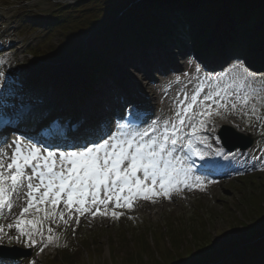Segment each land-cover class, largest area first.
<instances>
[{"label":"rangeland","instance_id":"374dc122","mask_svg":"<svg viewBox=\"0 0 264 264\" xmlns=\"http://www.w3.org/2000/svg\"><path fill=\"white\" fill-rule=\"evenodd\" d=\"M72 2V0H54L51 2L50 0H31L25 3L23 11L36 17L42 23L29 31H21L14 25L13 19L16 13L15 6L13 5L15 3L14 0H0V49H4L0 51V58L4 56L10 58V60L4 62L7 66L6 74H8L11 69V74L17 77L19 74V78L23 82L26 81L22 75L23 72L29 77L31 73L34 75L37 74L39 75L37 77L39 80L38 83L33 82L28 84L27 87H24L27 92L35 94L42 89L49 91V87H51V93L57 91V96L64 95L62 93H67L65 91L68 89L71 90L68 87V83L72 84L71 81H69L66 76L60 78L57 76L52 80L50 79L53 77L52 74L57 73L58 68H61L64 63L72 64L78 69V72L76 71V74L79 76V80L76 82L77 85H81L82 87L85 84H89V81L87 82L88 77L85 68L87 65L85 55L94 54L95 52L99 53V49H103L105 53L108 52L106 54V58L108 59L107 63L111 66H108V64L103 61L102 69H109L110 78L101 79L99 74H95L94 79L97 82H95L96 84H94L93 88H91L86 95L100 96L101 99H104L103 103L115 104L116 100L112 99L115 97L111 98L108 95H113L111 91L104 89L105 86L110 84L118 93L127 96L128 99H132V102L135 101L136 106L143 105L144 101L141 102V100L144 99L143 97L147 96L137 91V86L135 84L132 86L129 82L124 80L123 77L125 76L128 79H133L135 73L129 70L127 66L139 55L141 56L145 49L140 48L141 51L138 50L131 56L129 51L124 49L123 41H120L118 37H113L124 54L118 55L117 58L116 55H110L111 53L109 50L107 51L105 46L97 41L95 34L87 35L85 32L80 31L78 47L69 52L68 48L61 49L65 42L64 37L67 31L65 33L57 32L46 37L43 32H41L43 29V21L50 13H56L54 9L57 7V4L66 5V3ZM172 14L167 15L171 18L173 17ZM223 14L218 17L217 21H215V19L212 21L211 19L210 22H215V24L218 22L219 25L223 19ZM210 22L208 21L202 25L203 28L200 31L204 42L200 41L199 36H197V31H190V26H184L182 28L181 25H177V23L174 24L178 26L177 28H181L180 30L184 37L181 41L187 43L188 52L202 54L211 48L210 44H217L215 42L220 41V36H218L221 30L220 28L210 34L204 31V27L208 26ZM160 27L161 26L158 27L156 32H161ZM35 28L36 30L34 31ZM196 28L200 27L194 26V30ZM232 31H234V25ZM175 33L176 31L173 32V34ZM157 34L155 35L156 37ZM191 38L194 39L193 43H191ZM243 39L246 38L242 36L238 42L240 48L237 53L239 54V63L244 64L245 61H252V59H254L255 51H246L245 46H241V43H244L242 42ZM45 41L46 44L44 46L43 42ZM10 46H13V49H9L8 47ZM107 46L108 48H112L115 46V42H110ZM152 47L162 49L168 52L169 56H172L170 58L172 63L169 64L166 62V66H178L180 64V71L175 72L171 68L166 71V73L168 72L176 75V79L168 78L170 87L174 84H181V82L183 86H189V83H192L189 87L193 90L196 87V84L192 82L193 79H206L208 76L219 74L218 71L205 70L200 66L201 63H194L195 66L200 69L199 72L196 71L197 68L194 67V65L186 67L181 65L183 60L179 61L173 57L178 53L179 49L183 51L180 43H177L176 46L172 43H164L162 47L156 43L150 46V48ZM46 48L57 51L58 53H44ZM241 51L244 52L241 54ZM29 53H34L44 58L45 54L58 57V54L62 53L66 58L48 64L36 60L28 55ZM151 60L153 61V59ZM223 64L224 63H221L220 67ZM257 65H263V63H258ZM250 66L251 68L249 69H251V71H255L264 76V66L258 69L255 64H250ZM157 68L159 67L157 66ZM230 68L231 66L229 68L223 66L222 71H227ZM152 73L153 76H158L156 72ZM117 75L121 76L123 79L118 80ZM181 77L184 78L182 79ZM40 79H42V81ZM171 80H177V82H171ZM62 81L66 82L64 87L61 85ZM57 82L58 87L55 91L54 85L57 84ZM138 82L140 88L145 87L144 81L138 79ZM25 83H27V81ZM50 83L55 84L49 86ZM255 86L260 87V85ZM61 88H64L63 91ZM171 89L175 90V86ZM155 92L159 106L150 109V112L153 116L159 115L161 112L162 115H166L161 108L164 104L166 105L171 101L170 96H168L166 91L164 92L160 89H155ZM260 97L261 99L253 100L249 103L247 108L244 109V111L248 112V115H243L239 106L235 112L221 110L223 113L222 117L214 116L209 124L210 128H215L214 136L209 132L203 134L209 136V143L212 144V149L208 150L210 154L204 159L205 162L212 160L217 150L220 152L219 156H222L224 153L220 141L218 143L215 142L216 139H218L217 132L223 125L230 126L243 135L249 134L254 140L252 147L247 151L240 152L236 150L231 153L233 156L226 162L227 166L236 169L231 176L213 180L210 184L206 183V187L203 191L198 188H193L191 190L183 188L179 193H173L170 198H158L155 203L139 201L132 210L124 208L114 209L115 211L123 213L119 219H114L110 216L93 217L90 215L88 218H82L81 223H77L76 217L73 214L72 219H68V217L64 215L63 221H67V223H64L59 216V212H64L62 204L60 208H57L55 222H52L50 219L49 225H44V233L48 232L49 227L53 229L55 235L54 244L47 250H38L32 253L29 258L24 259V263L60 264L56 261H50V258L57 256V251L61 250L69 254V264H140L142 260H144V264H155V260L160 259L161 256L162 258L165 256L167 259V261L164 260V264H182V258L190 262V251L193 252L192 256L196 252L202 253L208 251L211 256V264H225L228 259L236 256L245 243L253 245L262 240L264 236L254 237L248 234L246 230L248 227L256 226L257 220L259 219V217L254 214L257 210L255 211L250 205L251 198L254 197L260 200L258 203L261 205L258 210H260L261 216L264 219V156L262 161L257 163L253 168H248L247 166L248 157L255 155L260 145L264 144V91H261ZM59 98L63 99L62 96ZM86 98L80 99L78 102L83 103L87 100ZM10 102L14 106L18 105L17 100ZM253 104L256 105L255 114L252 112ZM213 107L215 106L213 105ZM168 109L171 113H174V107L172 105H168ZM115 110V113H117L120 108ZM107 118L109 117L107 116ZM227 171L228 170H226L225 173L226 175ZM101 208L103 210V206H101ZM109 208L111 210L112 205H109ZM21 209L22 208H20L19 212L16 213L14 217H9L8 219H6L7 212L2 213L0 217V226H3L2 236L4 237L1 242L4 244L2 246H7L11 249L12 247L20 249L26 248V244L18 243L15 237L12 236V228L9 229L7 227L8 224L14 225L15 218L19 216ZM34 215L35 213L33 210L29 214H26V218H33ZM39 215L42 216L43 214L41 213ZM46 222L47 221H45V223ZM258 229L264 234V226ZM202 235H205V237L202 238ZM9 237H13V239L10 240ZM175 239H180L178 246L176 245L177 240Z\"/></svg>","mask_w":264,"mask_h":264},{"label":"snow or ice","instance_id":"6c2138e0","mask_svg":"<svg viewBox=\"0 0 264 264\" xmlns=\"http://www.w3.org/2000/svg\"><path fill=\"white\" fill-rule=\"evenodd\" d=\"M261 91L264 76L258 78L238 62L225 72L201 79L190 97L185 94L177 102L173 117L153 121L147 127L118 124L106 139L61 151L58 158L56 152L34 143L25 145L17 138L10 156L0 153V213L5 207L12 210L14 195L23 196L26 205L14 225L7 227L15 228L17 241L27 237L28 246H35L33 237L41 231L37 225L50 219L55 222L61 203L68 210V219H72L74 209L79 223L86 212L93 217L119 219L123 213L114 209L132 210L139 201L155 203L183 188L203 191L205 179L194 175L190 163L193 157L204 160L210 154L212 144L203 133L214 136L215 128L209 124L214 116L222 117L221 110L235 112L239 106L242 114L248 115L244 109L261 99ZM252 112H256L255 104ZM215 154L219 155V150ZM33 210L35 218H26ZM64 215L59 212L62 221ZM52 232L49 227L48 243L53 242Z\"/></svg>","mask_w":264,"mask_h":264},{"label":"trees","instance_id":"16d2710c","mask_svg":"<svg viewBox=\"0 0 264 264\" xmlns=\"http://www.w3.org/2000/svg\"><path fill=\"white\" fill-rule=\"evenodd\" d=\"M51 1L54 0H50V2ZM153 1H156V6H158L159 2L157 0ZM223 1L224 0H172V2L176 3L173 4V6H179L178 17L182 22L190 23L192 32L194 31V26L200 27L197 29L201 30L203 28L202 25L214 16L218 18L222 12L227 11L228 19L233 20L236 23V28L238 27L241 29V33L235 32L237 38L233 36L234 39L238 42V36L249 33L253 35V39H249L247 49L256 47L257 44L264 39V0H230L227 8H224L222 4ZM130 2H132V0H74V3L71 5L57 4L56 16L48 17L46 21L50 24V32H52V29L54 30L57 28L60 30L66 26L71 32V35L67 38V42H74V37L77 36V32L80 30L85 32L95 31L98 39L104 43L106 41L108 42L109 38L115 34L120 35V39L124 41L133 42L134 39H132V35L125 33L126 25H130V28L134 29V25L137 24L138 27H141L142 21L145 23L146 21H150L151 26H148L149 28L153 26L151 28L153 29L157 26H155V22H152L153 17L151 14L154 11L147 4L144 9H141L142 13L140 18H143V20H141L136 17L134 6L128 8ZM218 9H222V11L218 12ZM133 13L135 18L127 20V14ZM238 20L243 23L238 22ZM35 22V19H31L29 22L23 20L21 24L24 27H31ZM204 28L206 33L208 32L210 34L215 32L214 24L205 26ZM136 29L139 31V28ZM198 33L199 31H197V34ZM73 45L74 44H71V46ZM94 55L97 56L96 53ZM259 201L260 200L254 197L250 200L251 207L255 211L257 210L254 214L259 217L256 227L264 226V219L261 216L260 210H258L261 205H259ZM256 227L246 228L247 233L254 237L262 235ZM201 237L204 238L205 235ZM178 240L177 246L180 242V239ZM257 251L264 253V239L259 241L257 245H248L245 243V247L242 248L241 253H238V257L234 261L236 263L238 262L237 264H259L255 257ZM192 253V251L189 252L191 259L190 263L192 264H205L210 259V253L208 251L204 253L196 252L193 256Z\"/></svg>","mask_w":264,"mask_h":264},{"label":"bare ground","instance_id":"6f19581e","mask_svg":"<svg viewBox=\"0 0 264 264\" xmlns=\"http://www.w3.org/2000/svg\"><path fill=\"white\" fill-rule=\"evenodd\" d=\"M8 48L13 49V46H10ZM214 49L216 50L217 53L221 52V55L219 56V54H218L215 56H211L212 58L209 61L210 62L209 65L211 67H216L217 66L216 64H219L222 60V57H223L222 51H221L222 48L218 49V48L214 47ZM153 54L159 58H164L163 61L170 62L168 60V57L165 56V52L162 51L161 49H155L153 51ZM179 56L181 57L182 55L179 54L176 57L179 58ZM207 56L210 57L209 54H207L206 52H203L201 54V57H202L201 61L203 60V58H207ZM157 57H156V59H153L152 63H145V64H143V62H142L143 61L142 57H137V60L135 62H131L127 66V68L129 70H131L135 73V76L133 77V79H128L125 76L123 77L124 80L129 82L131 85L135 84L140 93H143L145 96H147L146 100H148V102H147V105L145 107L146 111H149L150 109L156 108L159 106V102H158V98H157V95L155 92V88L153 87V85L155 84L156 81H154V78H152V76L148 75L149 69L154 70L155 66L161 63V59H157ZM144 58L146 59L147 57H144ZM151 58H155V57L152 55ZM263 58H264V56H263ZM261 59H262V56H261ZM8 60H10L9 57H6L5 59H3L4 62L8 61ZM182 60H183V62H181V65H183L185 67L191 66L188 60L185 61L184 59L181 58L180 61H182ZM205 61H208V58ZM4 67L5 66L3 65V63H0V73H3ZM73 67L74 66L72 64L64 63L61 66V68H58L57 73L52 74L53 77L51 79L53 80L57 76L64 74V75H67V77L71 81L72 85H75L76 82L79 80V76L74 74V73H72L73 75H71V73L69 74V71L74 70ZM180 68H181L180 66H177L174 69V71H176V70L180 71ZM22 75L29 84L33 83V82L37 83V81H38L37 75L35 76L32 73H31L30 77L28 75L26 76L24 74V72ZM169 75H170L169 79L170 78L176 79V75H173V74H167L166 77H161L162 80L160 81L159 89L163 90L164 92L166 91L168 93V96H170V100L172 102L169 101L170 103L168 102L167 104L169 106L172 105L174 107V109H173V111H174L177 107V102L179 100L183 99L185 94H187L190 97L191 94L193 93V90L189 87L190 85H192V83H189V86L186 85L184 88L181 86V84H183V83L174 84V85H172V87L175 86V90L171 89L172 87L169 86V79H168ZM123 78L121 76L117 75L118 80H121ZM181 78L183 79L184 77H181ZM138 79L145 82V87H143V88L139 87ZM201 79H205V78H196V79H193L192 82L197 85V83L200 82ZM40 80H42V79H40ZM158 80H160V77L158 78ZM171 82H177V80H171ZM18 85L22 86V83H18ZM157 85H158V82L156 83V86ZM6 89H7L6 82L3 78V76H0V93H1V97H2L0 100V115L1 114L7 115L8 113H14V116H17L19 113H21L19 115H22L24 117V116H27L26 115L27 110L29 108H33L34 115H36L38 117V119L41 118L42 124H40V125H43L44 123H46L48 121H49L48 123L52 122L53 117H55L56 114L59 112H61V113L69 112V114L70 113L72 114L73 110L76 111L79 109L78 105H76V104H65V102L62 99H60L57 95L52 94L50 92L52 89L51 87H49V91L42 89V90H39L35 94H32V93L25 91L20 98L21 101L17 102V104H18L17 106H14L11 104L9 99L7 100L5 97H3L7 91ZM170 89H171V93H170ZM128 93H130V92H128ZM118 96L121 97L119 99H122V98L124 99V97H126L121 93H118L116 97H118ZM48 101L57 102L56 105H57L58 109L55 110L56 108L54 109L51 105L49 106ZM167 104L166 105L164 104L165 106L163 105V107L161 108L166 113V115H162L161 114L162 112H161V113H159V115L152 116V120L157 121V122H162L165 119L173 117L174 113H171V111H169ZM97 107H101V108L106 107L107 110H105V111H109L111 109L109 104H102L101 102H99V99H94V100L86 101V103L84 104V107H82L79 110V112H81V111L84 112V114H82L84 117H88L87 121L84 122V124L80 128V130H84L82 133L83 137L87 136L90 129L94 128L98 124V122L103 119L102 115L98 114V112L96 110ZM41 108L46 109L44 114L47 112V109H48V112L44 116H42L41 114L39 115ZM105 111L103 113H105ZM55 112H57V113H55ZM75 115H76V113L74 114L73 118H75ZM66 119L67 118H65L64 120H66ZM63 121H62V123L67 122V121H64V122ZM11 124L16 125V123L12 120H11ZM113 124H114L113 122L110 123L108 127H111ZM14 127H16V126H14ZM93 132L94 131H92V133ZM34 133H39V130L34 131ZM75 137L79 138V136H77V135ZM56 140L61 141L62 137H60V138L58 137ZM97 140H99V139H96L95 141H97ZM91 143H93V142H91ZM5 147H7L6 142H4V144L1 146V149L5 148ZM11 152H12V150L7 149L6 152L3 150L1 153H5L6 155H8V154H11ZM227 153L228 152L223 153L222 156H219L216 154L213 155V160H211V163H212L211 172H214V173H216V171H218L219 173L225 172V170L227 168L230 169V173H232L236 170L234 167L227 166V164H226L227 161H224V159H223L225 157L224 155H226ZM57 158H58V156H57ZM225 173H221V174H225ZM205 183H207V180H205ZM12 202H13V208L11 211L8 212L9 214H11V217L14 216L15 213H17V211H19L20 207L26 203V200L23 196H20V197L14 196L12 199ZM72 212L76 213L74 211V209L72 210ZM76 215H77V213H76ZM88 215H89V213L86 212L83 217H87ZM37 235L38 234L35 235L34 239L36 240L37 244H39V242H38L39 239L37 238ZM46 239H47V236L44 237V240H46ZM5 259L12 260L13 258H5ZM20 263H21L20 261H14L13 260L9 264H20Z\"/></svg>","mask_w":264,"mask_h":264},{"label":"water","instance_id":"95a60500","mask_svg":"<svg viewBox=\"0 0 264 264\" xmlns=\"http://www.w3.org/2000/svg\"><path fill=\"white\" fill-rule=\"evenodd\" d=\"M218 135L223 146L230 150H233L236 147L245 150L250 147L252 143L249 137H244L229 127H222Z\"/></svg>","mask_w":264,"mask_h":264}]
</instances>
